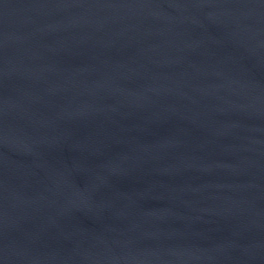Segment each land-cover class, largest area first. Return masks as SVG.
Listing matches in <instances>:
<instances>
[{
    "label": "water",
    "instance_id": "1",
    "mask_svg": "<svg viewBox=\"0 0 264 264\" xmlns=\"http://www.w3.org/2000/svg\"><path fill=\"white\" fill-rule=\"evenodd\" d=\"M172 0H0V264H192Z\"/></svg>",
    "mask_w": 264,
    "mask_h": 264
}]
</instances>
